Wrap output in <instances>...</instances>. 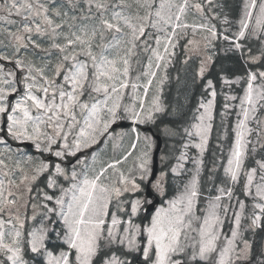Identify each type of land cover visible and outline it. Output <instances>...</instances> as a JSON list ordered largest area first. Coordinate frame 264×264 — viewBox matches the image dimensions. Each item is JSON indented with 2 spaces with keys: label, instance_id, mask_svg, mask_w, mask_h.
Masks as SVG:
<instances>
[{
  "label": "snow or ice",
  "instance_id": "6c2138e0",
  "mask_svg": "<svg viewBox=\"0 0 264 264\" xmlns=\"http://www.w3.org/2000/svg\"><path fill=\"white\" fill-rule=\"evenodd\" d=\"M66 2L71 10L83 14L69 15L63 10L64 4H57L56 0H51L50 4L43 0H5L4 5H0V10L7 14L0 16V20L15 23L9 17L16 15L25 22L17 31L8 33L15 42L13 55H0V60L14 63L21 73L17 77L15 72L5 71L0 66V85H3L0 86V122L4 124L3 130L7 137L30 142L41 153L54 155L60 161L100 143L102 137L113 140L114 148L119 147L116 139H122L127 133L121 132L114 138L109 130L120 121H130L135 126L154 124L156 114L163 113L165 107L159 94H154L148 103L149 89L162 64L166 67V63L170 62L166 61V57L172 55L170 47H175L174 39L187 35L185 30L191 29L193 39L188 44L193 46L192 51L199 52L198 41L194 38L198 29L210 33L211 40L218 36L215 26L186 22L190 7L203 14L202 5H190L189 0H83V5L80 0ZM207 2L211 4L212 0ZM224 23H228L227 18ZM149 28L163 34L155 36V47L148 44L153 39V34L147 32ZM33 35L47 37L50 41L48 47H42L33 40ZM235 36L232 46L242 56L244 45L239 41L246 36L264 44V0L259 5L257 0H247L243 4ZM204 39L209 40V36ZM223 39L228 41L230 37L225 35ZM30 44L48 57L55 53L54 61L40 57L37 63L27 54L20 56V50L28 49ZM140 46L150 56L145 70L133 79V58L138 56ZM248 51L250 53L251 49ZM248 60L264 65V50L260 56L249 55ZM212 61L213 56L207 55L201 62L200 77H204ZM136 63L139 64V61ZM231 71L227 66H220V80L224 85L231 86L242 79H231ZM141 76L146 78L144 82H140ZM258 78L264 81V71H247V88L241 104L243 120L237 124L235 146L225 168L233 183L237 182L246 157L248 141L245 138L252 132L248 121L255 118L253 114L257 111V104L264 101V84L259 91L254 87ZM206 84L212 99L200 104L203 112L198 117L199 122L191 130L184 129L189 137L199 138L200 142L195 147L201 154L208 143L217 95L213 80L208 79ZM9 97L16 98L13 101ZM244 104L249 107H244ZM131 133L133 142L123 156L124 160L132 155L141 140L137 127H132ZM143 141L145 150L137 157L138 174L135 176L131 170L125 174L118 168L120 159L100 162L98 168L94 167L97 163L95 155L91 166L79 160L81 171L77 172L74 166L70 177L61 163L41 160L31 169H26L19 161L9 165L5 159H0V175L4 177L0 179V214L8 215L7 220L0 219V256L4 257L0 264H28L24 257L25 243L31 253L43 256L46 264H131L124 257V251H141L148 264H208L213 256L217 257L215 264L249 260L252 256L249 241L243 240V248L237 243L242 239L243 202L239 203L240 214L234 217L235 227L231 237L225 238L223 246L218 243L223 223L220 210L223 207L225 213L228 211L220 201L225 194L231 198V190L221 187V195L209 202L207 214L202 218L195 215L200 194L199 169L185 185L183 193L171 200L167 209L161 208L156 212L143 231L146 239L140 240V225L134 223L131 217L137 215L147 201L139 197L133 199V196L143 192L141 183L149 179L150 152L154 143L147 135ZM0 144L5 145L6 152L10 151L5 137H0ZM180 159H185V156ZM32 160L31 156L27 157V161ZM257 164L261 183L255 184L253 190L257 168H251L246 172L245 186L246 194L259 201L253 205L259 211L251 217L250 227L253 229L260 226L264 217V160L257 161ZM180 167L182 165L178 164L172 171L179 174ZM110 169L112 172H109ZM13 170L21 174L19 183L11 178ZM45 172H49L50 177L71 181L68 189L61 188L63 194L55 199L56 208L44 205L47 208L46 217L48 213L55 212L62 222L56 236L66 248L59 250L58 254L48 248V228L43 224L29 233L27 241L23 239L24 220L19 214L22 205L14 191L24 185L30 194V185ZM116 173L118 175L114 178ZM163 175L152 185L161 193ZM55 186L56 180L49 179L48 187ZM44 199L52 201L54 198L45 193ZM13 209H16L15 213ZM118 213H127V217ZM35 218V215L31 217ZM201 220L199 227H193L194 221ZM193 232L195 236L191 235ZM260 255L257 264H264V252Z\"/></svg>",
  "mask_w": 264,
  "mask_h": 264
},
{
  "label": "rangeland",
  "instance_id": "374dc122",
  "mask_svg": "<svg viewBox=\"0 0 264 264\" xmlns=\"http://www.w3.org/2000/svg\"><path fill=\"white\" fill-rule=\"evenodd\" d=\"M43 2L50 4L51 0H43ZM234 2H235V0H233V3ZM246 2H247V0H242V2L239 4L240 5L239 17L236 20H233V13H231L229 11V9L225 3V0H212L211 4H209L207 2V0H189L190 5L196 4V3L201 4L203 7V14L198 12L195 8L190 7L188 12H187V16L185 17L186 22L190 23V24L205 23V24H208L209 26H215L216 25L215 29L218 33V36L215 40H211L210 33H208L205 30H199L198 29L194 38L196 41H198V47L200 49L199 52L192 51L191 49L193 46L188 44V41L193 39L191 29L185 30L187 32V35L180 36L179 38L174 39L173 42L175 43V47L174 48L170 47V52L172 53V55H169L166 57V61H170V62L166 63V67L164 64H162L161 69L157 72L156 79L153 81V85L149 89L148 103H150L151 97L154 94H159L161 102L164 105L162 98H161V95H162V92L164 89V85L168 81L169 72L173 68H177V67H179V65H181V62L178 60L179 57H181L182 61H183L184 57H185L186 61L196 59L198 62V64H197V70H198L197 73L198 74L197 75L201 79L202 77H200V75H199V68H200L201 62L206 58L207 55H212L213 61H214L215 54L216 55L218 54L217 43H219L220 45H222V44L226 45L227 44V45H229L228 46L229 49L235 50L232 46V40L236 39L235 34L239 30V20L242 16L243 4ZM4 3H5V0H0V5H4ZM56 3L57 4H64L63 10L68 11L69 15L80 16L83 14L80 11L71 10L67 5L66 0H56ZM80 3H81V5H83V0H80ZM259 3H261V0H257L258 5H259ZM5 15H7V14L4 11L0 10V16H5ZM254 15H255V13H254ZM225 18H227V20H228L227 24L224 23ZM9 19L12 21H15V23H7L4 20H0V55L12 56L14 53V43L15 42L8 35V33L17 31L18 29L21 28L22 24L25 22L22 20V17L16 16V15H12L11 17H9ZM81 22L82 21H77V23H81ZM250 28H251V26H250ZM147 32L153 34V39L149 40L148 44L151 47H155V43H154L155 36L156 35L163 36V34L162 33L157 34V33H155V30L151 29V28H149L147 30ZM223 32H226L228 34H223ZM225 35H229L230 40L225 41L223 39V37ZM205 36H209V40H205L204 39ZM32 39L35 40L37 43L41 44L42 47H48V45L50 43V41L48 40L47 37H40L37 35H33ZM245 39H253L255 41H258L257 39H255L254 37H251V36H246ZM241 41L242 40H240L239 42L241 43ZM206 45H207V47H206ZM262 50H264V44L261 43V51ZM161 51H163V42L161 44ZM137 52L139 53L138 56L133 58V72H132L133 79H135L136 75H139L142 71L145 70V65H146L147 60L149 59V56H150V53L143 51V46L138 47ZM25 54H27L30 59H33L37 63L40 62V57H45L46 59H51L54 61L55 55H56L54 53L53 56L48 57V56H46V54L44 52H41L39 49H34L31 46V44L29 45L28 49H21L20 50V56H24ZM249 55L260 56V53L246 52V53H244L243 56L241 55L242 60L244 62L251 64V62L248 60ZM136 61H139V64H137ZM213 61L208 66V70L206 71L204 77L206 76V74L209 72L211 66L213 65ZM175 62H177L178 64L174 66ZM0 66H2L5 71L15 72L17 77H19L21 75L19 69L16 68L14 63H10L9 61H5V60H0ZM254 71H257V72L264 71V68H262V67L256 68ZM0 75H2V74H0ZM5 78H7V77H5ZM161 79H163L162 84H160ZM145 80H146V78L141 76L140 82H144ZM243 83L244 82H242L240 80L238 83H234L231 86L225 85V93H224L225 114L226 115L228 114V116H232L234 119V122H235V128H234L235 140H236V133L238 131L237 124L241 120H243L241 104H242V100L245 96L246 88H247L246 81H245V85H243ZM262 84H264V81H261L258 78L254 84V87L257 89V91L260 90V86ZM0 86H3V85H0ZM19 87L22 90L23 86L20 85ZM158 88H159V92L157 93ZM206 88H207V86H206ZM208 91L210 93L209 89H208ZM231 97H235V98L232 99ZM15 98L16 97H13V101L15 100ZM9 99H10V97H9ZM209 99H212L211 96ZM207 101H205L203 103H207ZM261 105H264V101H262L260 104H257V106H256L257 111L253 114L255 118L254 119L250 118L248 121V127L252 129V132L249 135H247L245 138L246 141H248V143L246 145V157H245L244 164H243V167H242V170L240 172V175L238 177L237 182L233 183L231 181L234 188L238 187V185L241 183V192L243 193V197L245 199H240L239 197L234 196L233 195V189H232L231 190V192H232L231 198H229L227 195H225L222 197V199L220 201L221 205L226 206L228 209V211L226 213L223 211V207L220 210V215H221V218L223 220V223H222L221 228H220V240L218 242L220 246H223V244L225 243L226 237L227 238L231 237V231L235 227L234 217H235V215L240 214L239 203H241V202H243L245 204V209H244V212H243L242 217H241L242 239L237 241L239 247L243 248V240L249 241V243L252 246V241L246 237V232H253L260 227V226L256 227L255 229L250 227L251 217H252L253 213L255 212L256 214H259L258 209H255L253 207V205L259 201L254 200L253 196L246 194L245 186H246V172L250 170L246 166V163L248 161V157L249 158L255 157L257 151L264 147V146H262V145H264V106H261ZM244 107H249V106L247 104H244ZM214 109H215V99H214V107H213V111H212V117L213 118H214ZM202 112H203V109L199 108L197 118H196L195 122L193 123V125L199 122L198 117ZM158 114H160V113H157L156 117ZM213 118L210 121L211 125L213 122ZM121 122L122 121H120L118 123H121ZM126 122H130V121H126ZM149 125H151V124H145V125H139V126L133 125L132 126V127H137V128L139 127L138 131L140 132L141 140L138 143L136 150L132 152V155L129 156L127 160H124L123 156L126 154V152L128 150H130L129 146L133 142V138H134L133 134L131 133L130 127L128 129H121V130H118L115 132H113L112 128L109 130L110 133H112L114 138L117 137L119 135V133H121V132L127 133V135H125L122 139H116L115 142L117 144H119V147L114 148L113 147V140H109L106 137H102L100 140V143L93 145L91 148H87V149H84V150L78 152L76 154V156H68L63 161H60L54 155H51L49 153H41L40 151H38L35 148V146H34L33 151H28L26 148H15L14 144L24 143V142H19V141L12 139L11 137H7L5 130H3L4 124H3V122H0V137H5L7 139V146H8V148H10V151L6 152L5 151V145L0 144V159H5L6 162L9 163V165H12V164L16 163L17 161H19L23 164V166L26 169H31L34 164H38L41 160H43L45 162H49V163H61V166L66 169V171L70 177L71 171L73 170L74 166H75V170L77 172L81 171V166L78 163L79 160L82 159V160H84L85 164H88L91 166L92 165V157H93V155H95L97 158V163L94 167L98 168L100 166V162H115L116 159H120L121 163L118 165V168L121 171H124L125 174H127L131 170L132 175L135 176L138 174V169L136 168V165L139 163V160L137 159V157L139 156V154L142 151L145 150V144L143 141V137L145 135H147L154 142L152 149H151V152H150L149 168H150V173H151L152 155H153L154 148L156 146V141L153 139V137L151 136V134L149 132L140 130V128L142 126H149ZM192 126H191V129H192ZM3 133H5V136L3 135ZM210 133H211V131H210ZM210 133H209L208 143L206 145V148H205V151L203 152V154H201L200 150L195 147V145L200 142L199 138L196 136L189 137L188 135H187L186 140L183 143L182 148L180 149V151L178 153H176V152L179 148V145H176L174 147V151L170 150V151L166 152L165 154L164 153L161 154V156H160L161 174H164L163 175V181L166 182V179H168L169 175H172L174 178H176L174 180V183H175V186L178 190V192H177L178 194L174 197L167 198L166 197V191H167L166 184H165V186L162 184L163 192L162 193L158 192V191L157 192L162 196V198L164 199V202H163V204H161V206H159L157 208V211H159L161 208L167 209L169 207V202L171 200L176 199L181 193H183L185 185H187L191 181L192 177L197 174V169H199V177L198 178L200 181V179H201L200 177H201L202 171H203V158H204V155H205L207 148H208V144H209V140H210ZM69 139L71 140V137ZM235 140H234V146H235ZM185 145H187V147H185ZM234 146H233V148H234ZM182 155L185 156V159H183V160L180 159V157ZM28 156H31L33 158V160L31 162L27 161ZM77 156H78V161L71 165L70 162L74 158H76ZM45 157L50 158V159H46ZM257 161H261V160H259V159L256 160V167L255 168H257V176L255 178L253 190H254L255 184L261 183L260 171H259ZM178 164L182 165V167H180L178 169L179 174L174 173L172 171V169L176 168V166ZM13 171H14V175H12L11 178L16 180L17 183H19V177L21 174L18 171H15V170H13ZM50 171H51V169H50ZM109 172H112V170L110 169ZM29 174L31 175L32 173L29 172ZM161 174L159 175L157 180H159L161 178ZM43 175H47V178H46V184L47 185H48L49 179H55L56 180V186L55 187H49V189L58 190L61 193L59 196L57 195L58 197L55 195L49 194L45 190H42V189H37L35 191V193H33V188H34L35 184ZM43 175H41L37 181H35L34 183H32L30 185V187L32 188V192L30 194L25 190L24 185H21L19 189H14V191H16V193H17V197L20 198V204L22 205L19 207V214L21 216V219L24 220V229H23L24 236H23V239L25 240V232L26 231H28V236H29V233L34 228H39L41 226V224H43L46 228H48L49 238H50V234L54 233V235L56 237L54 242H60V240L56 236V233L61 230L62 222L59 220V218L55 212L48 213V217H46L45 213H47V208H45L44 205L47 204L48 208H56L57 206L55 204V199L60 198L63 194L61 192V188L68 189L71 185V181H70V179L65 180L63 177H55V176L50 177L49 172H45ZM115 175H118V173L114 174V178H115ZM3 178L4 177L2 175H0V179H3ZM143 183H145V182H143ZM141 186H142L143 192H144L143 184ZM143 192H141L142 194H140L138 196L142 200H144V198H145ZM45 193L53 196L54 199L52 201L45 200L44 199ZM126 195H128V194H126ZM135 197L136 196H133V199ZM197 200H198V202L196 204L195 215L202 218L203 216H205L207 214L206 210L208 208L209 202L215 200V198H210L206 201L204 215H199L200 213H198L199 212L198 203L201 202V200L198 198H197ZM113 203L115 204V201ZM125 207H128V205L125 204ZM112 210H114V209H112ZM13 212L15 213L16 209H13ZM144 212H145V210L143 208H141L137 215L131 217L133 222L140 225V222H139L140 216L139 215L141 213H144ZM156 212L152 214V217L155 216ZM123 214L124 213H118V215H120V216H122ZM33 215H35V217H36L35 220L31 219V217ZM152 217H151V219H152ZM0 219L7 220L8 215L6 213L0 214ZM58 222H61V226L59 229L56 228V224ZM200 223H202V220L201 221H194L193 227H199ZM149 224H150V222L147 224L146 227H148ZM124 226L125 225H121V227H124ZM140 228H141V232H142V235L140 236V240L144 241L146 239V237L143 234V229H142L141 225H140ZM191 235L195 236L196 233L193 232V233H191ZM143 247H144V244L142 243L141 248H143ZM189 251H191V249H189ZM263 252H264V245H263ZM123 253H125V255H129V256H125L126 259H128L129 261L132 260L129 258H130V255H133V254L136 255V256H134V259H136L138 256H140L142 258V260L145 261L141 251H136V252L124 251ZM150 256H151V254H150ZM186 257H187V253L185 254V259H186ZM251 258H252V256H251ZM216 259H217V257L213 256V258L208 261V264H215ZM0 260H4V257L0 256ZM241 261H245V260L244 259L235 260V263L236 262L238 263ZM6 263L7 262H5V264ZM134 264H140V263L137 260V261H135Z\"/></svg>",
  "mask_w": 264,
  "mask_h": 264
},
{
  "label": "trees",
  "instance_id": "16d2710c",
  "mask_svg": "<svg viewBox=\"0 0 264 264\" xmlns=\"http://www.w3.org/2000/svg\"><path fill=\"white\" fill-rule=\"evenodd\" d=\"M241 2L242 0H235L234 3L233 0H225L229 11L233 13V20L239 17V4ZM223 34L228 33L223 32ZM241 44L244 45V49H242L244 53L249 52V49H251V53H261V42L259 40L245 39L241 41ZM228 46L227 44L220 45L217 43L218 54H215L213 65L202 79L198 77L197 67L192 63L196 61H186L185 57L182 61L181 57H179L178 60L181 62V65L169 72L168 81L165 83L161 95L165 111L157 115L156 122L153 124L155 132L163 136L165 153L170 150L174 151V147L179 145L176 152L178 153L187 138V133L184 129L190 130L197 118L200 104L210 98L209 91L206 88V81L208 79L213 80L217 95L211 136L203 158V171L200 177L199 193L201 205H204L202 202L207 196H217L216 194L221 187L227 190L230 188V180L224 172L234 146L235 122L232 116L225 114V85L220 80V66L224 65L231 68L230 78L236 79L237 77H241L242 79L240 80L244 82L243 85H245L248 70H255L260 67L264 68V65L260 63L250 64L244 62L239 52L229 49ZM177 64L175 62L174 66ZM165 129L173 131L166 132ZM257 159L264 160V147L257 151L255 157L248 159L247 167L254 168ZM175 179L172 175L168 177L167 191L169 196L178 192L174 183ZM44 180H46V177H42L39 186H45ZM46 190L53 195L56 194L55 191L47 188ZM235 193L240 199L244 198L243 193L239 192V187ZM252 235L253 238L251 240L254 249L252 258L254 261H259L261 259L262 246L264 245V217L261 219L260 228L256 232H253ZM47 244L48 248L54 253H58L59 250L66 248L60 242H54V235H51V239ZM24 248V257L30 262L29 264H44L37 254L30 252L27 243H25Z\"/></svg>",
  "mask_w": 264,
  "mask_h": 264
},
{
  "label": "water",
  "instance_id": "95a60500",
  "mask_svg": "<svg viewBox=\"0 0 264 264\" xmlns=\"http://www.w3.org/2000/svg\"><path fill=\"white\" fill-rule=\"evenodd\" d=\"M117 127H127V124L122 123L120 125H116L115 128ZM155 138L157 139V146H156V150L154 152V157H153V172H152V176L151 179L149 181V185H148V189H147V195L148 197H151V190H150V184L156 179L157 174H158V170H159V154L162 150V146H163V140L162 137L159 135H155ZM27 148H32L31 144H26ZM160 203L159 199H156L151 205H149L147 207L146 212L147 213H151L155 210L156 206ZM243 264H250V263H243Z\"/></svg>",
  "mask_w": 264,
  "mask_h": 264
},
{
  "label": "flooded vegetation",
  "instance_id": "af4514ba",
  "mask_svg": "<svg viewBox=\"0 0 264 264\" xmlns=\"http://www.w3.org/2000/svg\"><path fill=\"white\" fill-rule=\"evenodd\" d=\"M155 195L159 196L158 193L155 192Z\"/></svg>",
  "mask_w": 264,
  "mask_h": 264
}]
</instances>
